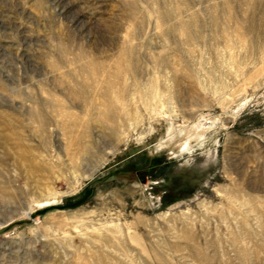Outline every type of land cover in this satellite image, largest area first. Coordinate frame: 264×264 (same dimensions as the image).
Returning <instances> with one entry per match:
<instances>
[{
	"label": "rangeland",
	"instance_id": "obj_1",
	"mask_svg": "<svg viewBox=\"0 0 264 264\" xmlns=\"http://www.w3.org/2000/svg\"><path fill=\"white\" fill-rule=\"evenodd\" d=\"M0 264H264V0H0Z\"/></svg>",
	"mask_w": 264,
	"mask_h": 264
},
{
	"label": "bare ground",
	"instance_id": "obj_2",
	"mask_svg": "<svg viewBox=\"0 0 264 264\" xmlns=\"http://www.w3.org/2000/svg\"><path fill=\"white\" fill-rule=\"evenodd\" d=\"M168 132H169V138H171V140H173L174 139V135H175L173 133L174 132V127L173 126H170Z\"/></svg>",
	"mask_w": 264,
	"mask_h": 264
}]
</instances>
